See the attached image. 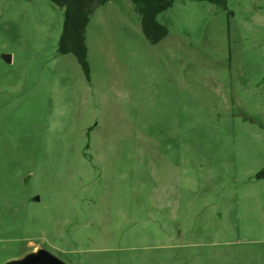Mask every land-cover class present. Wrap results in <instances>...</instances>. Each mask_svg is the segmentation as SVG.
<instances>
[{
	"label": "rangeland",
	"instance_id": "obj_1",
	"mask_svg": "<svg viewBox=\"0 0 264 264\" xmlns=\"http://www.w3.org/2000/svg\"><path fill=\"white\" fill-rule=\"evenodd\" d=\"M157 20L99 7L88 77L53 0H0V264H264V0Z\"/></svg>",
	"mask_w": 264,
	"mask_h": 264
},
{
	"label": "trees",
	"instance_id": "obj_2",
	"mask_svg": "<svg viewBox=\"0 0 264 264\" xmlns=\"http://www.w3.org/2000/svg\"><path fill=\"white\" fill-rule=\"evenodd\" d=\"M112 0H53L65 12V22L59 52L73 54L89 77L87 28L95 11ZM142 17L144 35L153 44L168 36V29L158 22V16L172 7L174 0H130ZM264 178V169L257 175Z\"/></svg>",
	"mask_w": 264,
	"mask_h": 264
},
{
	"label": "water",
	"instance_id": "obj_3",
	"mask_svg": "<svg viewBox=\"0 0 264 264\" xmlns=\"http://www.w3.org/2000/svg\"><path fill=\"white\" fill-rule=\"evenodd\" d=\"M4 58L8 61L11 60L10 56H4ZM7 264H67V263L47 250L37 249L27 254L23 258L11 260Z\"/></svg>",
	"mask_w": 264,
	"mask_h": 264
}]
</instances>
